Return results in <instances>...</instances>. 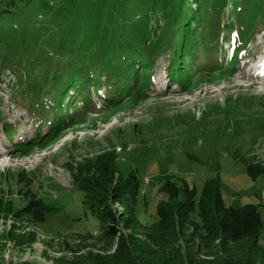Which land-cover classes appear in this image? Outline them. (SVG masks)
Listing matches in <instances>:
<instances>
[{"label":"rangeland","instance_id":"obj_1","mask_svg":"<svg viewBox=\"0 0 264 264\" xmlns=\"http://www.w3.org/2000/svg\"><path fill=\"white\" fill-rule=\"evenodd\" d=\"M234 1L205 0L199 7L195 0H32L3 17L8 39L23 38L22 43L28 37V42L34 40L31 45L35 49L49 51L55 38L61 36L64 23H71L88 11L118 10L122 2L131 4L129 12L135 22H144L149 31L159 35L164 26L162 19L176 14L179 5L184 7L182 16L190 11L202 12L186 28H195L199 39L202 34L212 47V41L220 44L215 56L223 60H210L207 74L195 73L200 69L198 65L203 64L201 60L178 70L174 54L182 51L185 41L196 40H186L191 33L184 32L185 25L180 28L181 20L173 26L169 41L153 57V62L147 64L145 98H123L113 111L89 115L86 124L68 128L44 147L25 155H18L13 146L38 137V130L40 135L47 133L51 114L41 110V105H49L52 95L42 96L40 106L32 110L29 99L16 89L19 71H13V77L5 68L16 70L14 66L0 67V197L6 198L8 204L5 211H0V260L4 264H61L70 255L64 252L65 246L62 248L64 241L74 248L101 245L98 236L104 223L91 217L71 198L77 192L73 175L86 157L109 158L113 150L117 160L115 171L125 173L133 169L140 178L136 204L140 223L157 220L156 204L165 198L160 189L163 179L177 183L185 180L195 187L197 196L205 183L214 180L226 204L234 208L260 204L257 208L264 241V178L252 179L245 170V164L264 168V75H259L256 68L264 62V26L258 25L238 48L242 40L238 27L226 28L233 19ZM62 6L66 11L57 19ZM195 45L197 49L204 47L202 40ZM6 50L14 51L12 41L5 43L2 52ZM189 52L193 54L195 50ZM98 89L100 97L93 95L92 99L101 109V100L114 88L108 85ZM9 127L15 131L8 135ZM21 171L29 176L30 186L18 183L17 173ZM29 192L37 193L59 210L49 213L46 221L38 225H13L10 212L24 204ZM111 209L115 213L122 211L116 204ZM125 222L128 232L143 236L140 227L132 228ZM10 230H14V238L3 239ZM29 234H33L35 241L19 245L21 237L24 243ZM53 258H59L58 263Z\"/></svg>","mask_w":264,"mask_h":264},{"label":"trees","instance_id":"obj_2","mask_svg":"<svg viewBox=\"0 0 264 264\" xmlns=\"http://www.w3.org/2000/svg\"><path fill=\"white\" fill-rule=\"evenodd\" d=\"M31 1L0 0V60H3L0 67L14 66L16 70L5 68L13 77V71H19L16 89L18 94L29 99L32 110L40 106L38 101L42 96L52 95L49 105H41V110L51 114L49 130L44 135L38 130V137L15 144L13 150L18 155L44 147L68 128L86 124L89 115L113 111L123 98L129 99L131 95L145 98L149 79L144 74L147 64L153 62V57L169 41L173 26L181 20L180 28L185 25L184 32L191 33L186 40L193 37L196 40L185 41L182 51L174 54L178 70H185L188 65L201 60L203 64L198 65L200 69L195 73L205 71L207 74L212 65L209 61L218 56H215L218 43L212 41V47L202 34L199 39L195 28L192 31L186 28L196 22L202 12L190 11L182 16L184 7L178 5L176 14L162 19L163 27L158 24L162 28L157 35L153 30L149 31L144 22H135L134 15L129 12L131 4L124 5L123 2L118 10L88 11L75 21L64 23L52 50L35 49L31 45L34 40L28 42V37L22 43L23 38L8 39L2 22L3 17L15 12L19 5ZM195 1L202 7L205 0ZM232 10L233 19L226 28L238 27V35L242 38L240 48L258 25L264 26V0H235ZM64 11V6L60 7L57 19ZM201 40L204 47L197 49L195 44ZM11 41L14 51L2 52L5 43ZM190 50L195 53L191 54ZM108 85L114 89L101 100L100 109L92 96L100 97L98 88ZM6 130L8 135L11 130L15 131L11 127ZM84 160L73 175L77 192L72 193L71 198L77 200L91 217L104 223L98 236L101 245L74 248L64 241L62 248L65 246L64 252L70 255L61 264H264L262 221L257 208L260 204L247 203L238 208L226 204L214 180L205 183L197 196L195 187L185 180L177 183L165 178L160 188L165 198L155 207L157 220L142 224L136 217L141 189L136 171L116 172L114 150L109 158L88 156ZM245 170L252 179L264 178V168L259 164H245ZM17 177L18 183L30 186L29 176L23 171L18 172ZM24 199V204L10 212L13 225L15 222L38 225L46 221L49 213L59 210L37 193H26ZM113 204L120 205L122 211L115 213L111 209ZM7 205L6 198L0 197V211H5ZM125 220L129 227H140L143 236L128 232ZM122 224L124 226L120 227ZM13 232L10 230L2 238L13 239ZM29 236L24 243L23 237L21 242L17 240L19 245H31L35 240L33 234ZM58 259L53 258V262L58 263ZM0 264L4 263L0 260ZM13 264L35 263L20 261Z\"/></svg>","mask_w":264,"mask_h":264},{"label":"bare ground","instance_id":"obj_3","mask_svg":"<svg viewBox=\"0 0 264 264\" xmlns=\"http://www.w3.org/2000/svg\"><path fill=\"white\" fill-rule=\"evenodd\" d=\"M259 69L264 67V63L263 62H259V64H257V66ZM254 77L257 78V76L254 74Z\"/></svg>","mask_w":264,"mask_h":264}]
</instances>
